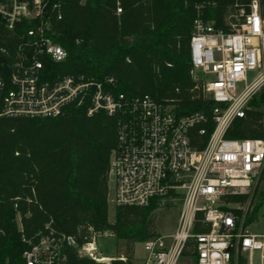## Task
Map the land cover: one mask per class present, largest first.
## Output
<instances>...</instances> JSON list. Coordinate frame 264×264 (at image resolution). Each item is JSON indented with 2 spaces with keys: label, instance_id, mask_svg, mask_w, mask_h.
Segmentation results:
<instances>
[{
  "label": "built area",
  "instance_id": "2783aa9c",
  "mask_svg": "<svg viewBox=\"0 0 264 264\" xmlns=\"http://www.w3.org/2000/svg\"><path fill=\"white\" fill-rule=\"evenodd\" d=\"M235 6L228 12V30L194 21L191 75L211 112L178 116L173 104L149 94L110 92L111 77L48 78L44 58L61 62L68 55L52 38V16L62 17L59 4L0 0V117H54L71 105H86L89 115L118 113L117 147L109 164L116 205L180 202L175 230L143 242V264H264V231L256 230L264 217V12L260 0ZM196 71L202 75L196 77ZM236 119L253 122L245 137L227 136ZM195 129L208 135L203 147L193 144ZM98 237L92 234L79 246V256L95 264L127 260L104 256ZM63 239L51 231L24 252L27 264H66ZM67 241L75 245L71 237Z\"/></svg>",
  "mask_w": 264,
  "mask_h": 264
},
{
  "label": "trees",
  "instance_id": "16d2710c",
  "mask_svg": "<svg viewBox=\"0 0 264 264\" xmlns=\"http://www.w3.org/2000/svg\"><path fill=\"white\" fill-rule=\"evenodd\" d=\"M248 1L49 0L62 15L52 16L53 41L68 55L61 62L44 58L46 76L111 77L112 93L149 94L173 104L178 116L210 115L211 104L191 75L194 21L228 30L229 10ZM120 120L104 110L89 115L86 105H71L54 117H0V264H27L24 252L51 231L65 238L60 251L66 264H95L79 256L78 247L107 232L128 244L127 260L110 264H132L135 244L160 235L152 219L156 201L116 205L115 220H109V164ZM252 123L236 119L227 136L245 137ZM206 126L210 132L213 121ZM191 137L197 147L208 139L196 129ZM188 244L192 251L194 242Z\"/></svg>",
  "mask_w": 264,
  "mask_h": 264
},
{
  "label": "rangeland",
  "instance_id": "374dc122",
  "mask_svg": "<svg viewBox=\"0 0 264 264\" xmlns=\"http://www.w3.org/2000/svg\"><path fill=\"white\" fill-rule=\"evenodd\" d=\"M202 74L196 71L195 76L200 77ZM252 79V76L249 80ZM115 190H114V178L109 179V220H115ZM170 203V204H169ZM181 204L178 200H166L159 205L152 213V219L155 226V230L160 235H168L172 233L177 225L178 215ZM263 210V209H262ZM256 230L264 231V217L260 218L259 224ZM97 246L100 252L104 256H118L126 255L128 251V244L126 241L117 239L110 233H104L97 238ZM146 255L143 242H137L134 246L133 257L134 264H143V259ZM185 264H192L190 260H187Z\"/></svg>",
  "mask_w": 264,
  "mask_h": 264
}]
</instances>
